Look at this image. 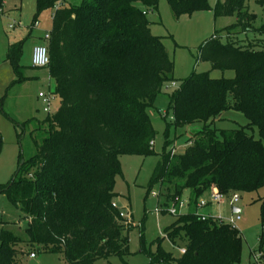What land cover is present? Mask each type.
I'll list each match as a JSON object with an SVG mask.
<instances>
[{
    "label": "trees",
    "instance_id": "trees-1",
    "mask_svg": "<svg viewBox=\"0 0 264 264\" xmlns=\"http://www.w3.org/2000/svg\"><path fill=\"white\" fill-rule=\"evenodd\" d=\"M246 1H218L212 10L215 17L237 14L234 26L248 29L255 15L246 9ZM257 1L264 5V0ZM65 2L36 0L35 22L43 11L54 9L46 68L61 102L56 112L37 121L36 129L44 136L36 141V153L19 165L10 182L0 184V192L26 222L19 233L1 230L0 264H24L23 257L37 246L63 253L72 264L130 253L123 231L132 222L114 205L120 156L155 153L157 133L149 110L165 86L177 80L162 37L152 34L145 10L136 6L142 2L156 9L159 0ZM168 2L176 15L211 9L209 0ZM3 3L0 0V7ZM257 30L264 33V25ZM261 47L224 43L213 35L201 45V58L213 69L234 70L235 76L193 73L170 94L174 125L203 127L190 137L185 152L168 153L165 147L156 167L153 182L174 187L168 197H181L186 189L189 196L188 212L175 215L164 231L173 242L186 240L183 255L175 258L160 246L148 254L152 264H241L240 230L213 217L202 220L198 202L212 188L231 197L264 187V44ZM22 48L23 41L10 44L6 58L16 82L26 79ZM231 109L243 113L248 124L214 127ZM257 200L262 206L259 259L264 264V196Z\"/></svg>",
    "mask_w": 264,
    "mask_h": 264
},
{
    "label": "rangeland",
    "instance_id": "rangeland-1",
    "mask_svg": "<svg viewBox=\"0 0 264 264\" xmlns=\"http://www.w3.org/2000/svg\"><path fill=\"white\" fill-rule=\"evenodd\" d=\"M81 1L66 0L65 3L79 4ZM218 1L224 0H209L211 9L181 15L175 14L168 0H159L156 9L146 8L142 2L136 4L145 10L152 34L162 37L174 62L173 75L177 80L165 86L156 99L155 107L149 110L157 133L153 144L155 153L120 156L122 173L115 178L114 191L117 204L132 222L131 228L123 231L129 239L130 253L123 258H101L91 264H152L148 254L156 252L160 246L175 258H180L185 251L184 238L178 237L173 242L164 232L176 220V216L169 211L175 198L168 197L174 192V187L167 182H153V178L165 147L168 153L185 152L190 137L202 129L203 123L176 127L170 108V94L179 88L181 80L193 73L209 71L212 78L235 76L234 70L213 69L210 62L201 58V45L213 35L217 34L224 43L252 44L257 49L264 44V33L257 30L264 25V5L257 0L246 1V9L255 15V19L245 29L243 25L234 26L238 21L237 14L215 17L212 8ZM53 12V8L43 11L35 22L36 0H4L0 7V184L13 179L20 159L32 157L36 153V141H41L44 136L41 130L36 129L39 125L37 121L47 116L38 96L40 92L54 93V81L46 67L33 65L32 56L34 46L43 43L42 38L52 28ZM17 41H23L20 56V63L25 67L23 75L26 79L23 82L15 81L16 73L6 59L10 44ZM60 102L59 96H56L51 113L56 112ZM248 122L243 113L231 109L226 110L221 119H216L213 126L231 129L246 126ZM253 135L259 137L257 128H254ZM239 194L241 198L237 206L241 209V219L236 222V227L243 237L241 264H262L253 252H259L262 206L257 199L264 196V187L257 192ZM188 196L189 190L186 189L180 197V201L185 203L180 213L188 212ZM203 198H210V193ZM199 212L224 218L234 215L227 198L222 204L201 207ZM25 225L21 210L5 193L0 192V232L4 228L19 233ZM39 248L36 247L37 258L32 259L27 254L22 259L23 263L72 264L63 253L40 251Z\"/></svg>",
    "mask_w": 264,
    "mask_h": 264
},
{
    "label": "built area",
    "instance_id": "built-area-1",
    "mask_svg": "<svg viewBox=\"0 0 264 264\" xmlns=\"http://www.w3.org/2000/svg\"><path fill=\"white\" fill-rule=\"evenodd\" d=\"M49 37H50V33L48 32L44 36V43L36 44L34 46L32 63L35 67L44 68V67H47L50 63L48 46L46 44V41H48ZM38 97L40 98V100L42 102L44 112L51 113L52 112V110H51L52 104H53L54 100L56 99V95L53 92H40ZM225 198H227L230 206L232 207V209H234V207H238L237 204L240 201L241 197H240L239 193H235L231 197H226L217 188H212L210 190V198H203V197L200 198V200L198 202V209L201 207H205L207 205H210V204L212 205L214 203L222 204V203H224ZM173 200H174V204H173V207L170 208V210H169L170 213H172L174 215L182 214V213H180V209L182 206L185 205V203L180 201V197H177ZM114 205L116 206L117 203H115ZM177 205L179 206V208H176ZM233 212H234V210H233ZM199 215H200V218L202 220H206L209 217H213L219 223L228 224V225H231L233 227H236V222L241 219V210L238 212H234V215H232L229 218H224L220 215L219 216H212V215L201 214L200 212H199ZM122 216H125L124 212H122ZM262 254H263L262 252H258V254L256 253V257L260 258L262 256ZM36 257H37L36 252H32L30 254V258H36Z\"/></svg>",
    "mask_w": 264,
    "mask_h": 264
},
{
    "label": "water",
    "instance_id": "water-1",
    "mask_svg": "<svg viewBox=\"0 0 264 264\" xmlns=\"http://www.w3.org/2000/svg\"><path fill=\"white\" fill-rule=\"evenodd\" d=\"M200 131V130H199ZM198 131V132H199ZM198 132L194 133L192 136H195ZM24 163V159L21 160V163H20V166ZM234 212H238L240 211L241 209L239 207H234Z\"/></svg>",
    "mask_w": 264,
    "mask_h": 264
},
{
    "label": "crops",
    "instance_id": "crops-1",
    "mask_svg": "<svg viewBox=\"0 0 264 264\" xmlns=\"http://www.w3.org/2000/svg\"><path fill=\"white\" fill-rule=\"evenodd\" d=\"M208 193H210V191H209ZM36 258H37V257H36ZM32 259H35V258H32Z\"/></svg>",
    "mask_w": 264,
    "mask_h": 264
}]
</instances>
